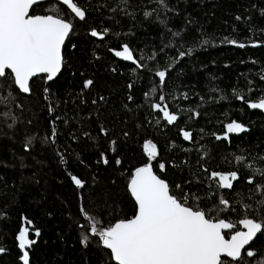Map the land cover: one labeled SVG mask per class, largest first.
<instances>
[{
  "label": "trees",
  "instance_id": "obj_1",
  "mask_svg": "<svg viewBox=\"0 0 264 264\" xmlns=\"http://www.w3.org/2000/svg\"><path fill=\"white\" fill-rule=\"evenodd\" d=\"M74 2L86 10L84 20L55 0L31 11L59 8L73 23L58 77L49 83L44 75L35 77L30 94L10 80L0 82L10 86L0 88L6 97L0 98V247L5 249L0 264H23L18 234L24 225L36 241L27 249L30 264H115L98 237L83 243L87 228L79 225L90 222L80 209L102 221L100 226L135 214L128 182L137 167L149 162L143 150L147 140L159 151L151 161L154 171L180 184L189 203L198 198L201 207H210L223 195L236 209L222 213L223 218L238 222L245 214H264V208L257 213L264 191H256L264 179L255 174L254 183H247L253 169H264V112L249 107L264 96V0H165L167 7L158 0ZM93 29L108 34L93 37ZM225 38L248 46L239 48ZM254 42L259 46L252 47ZM124 44L143 67L111 53ZM181 51L186 53L182 58ZM164 69L168 75L161 87L155 72ZM86 80L93 81L87 88ZM164 102L180 115L177 123L169 125L154 112L152 105ZM232 121L248 130L232 135L230 142L217 140L215 135ZM181 129L191 131L193 140H184ZM234 156L247 160L238 164ZM158 162L165 163L166 171L159 170ZM205 168L209 173L238 171L241 179L232 190L216 189ZM70 174L84 187L78 188ZM243 203L253 205L252 210L245 213ZM251 247L258 256L264 254V234Z\"/></svg>",
  "mask_w": 264,
  "mask_h": 264
},
{
  "label": "snow or ice",
  "instance_id": "obj_2",
  "mask_svg": "<svg viewBox=\"0 0 264 264\" xmlns=\"http://www.w3.org/2000/svg\"><path fill=\"white\" fill-rule=\"evenodd\" d=\"M40 2L41 0H0V82L10 80L11 85L25 94L31 93L30 82L34 77L43 74L45 82H49L61 72L65 64V42L74 27L70 19L59 14V8H50L45 14H30V10ZM158 2L167 7L165 0ZM62 3L75 17L80 20L86 18L87 12L78 6V2L62 0ZM145 15L150 16L151 12H145ZM236 19L240 20L241 17L238 16ZM90 34L103 39L108 34V30L100 32L93 29ZM174 35L179 36L180 33ZM225 41L239 48L248 46L235 39L225 38ZM251 46L258 47L259 43L254 42ZM188 51L190 53L191 49ZM114 54L125 61L133 62L137 67H143L127 44L122 46V50H115ZM185 54L181 51L178 55L182 58ZM150 58L155 59V53ZM155 75L159 78L162 87L168 69L157 70ZM261 79H264V75ZM92 83V80H86L85 87L91 86ZM2 87L10 86L0 83V88ZM131 87L132 85L129 84V88ZM151 91L155 93L157 89L153 88ZM44 92L47 94L49 89L45 88ZM234 94L238 99H245L242 94ZM0 98L6 97L0 93ZM183 98H188L186 93L183 94ZM129 99L132 97L130 96ZM159 100L164 101L165 97L160 95ZM152 107L161 112L163 119L170 125L180 118L178 114L168 109L167 104L162 106L161 103H155ZM249 107L264 110V96L256 102L249 103ZM49 111L51 113L53 109L50 107ZM187 111L193 112L192 109ZM193 114L199 116V112ZM245 131L247 129L243 124L232 121L227 123L224 134L216 135L215 138L230 142V134ZM181 134L184 140H193L191 131L181 129ZM55 137L56 129L53 127L51 133L53 142ZM112 143L114 144L115 141ZM143 150L149 162L137 167L128 182V190L136 205L135 214L131 218L118 219L106 226H100L102 221H97L81 207V213L90 222L89 225H79L81 228H87V234L83 238L85 245L89 236L98 237L102 247L110 250V258L115 264H264V254L258 256V251L251 247L258 234H264V214L256 217L245 214L238 222L223 218L222 213L230 209L236 211L223 195H220L218 202L210 207H201L198 198L193 203H189L190 197L180 184L172 185L154 171L151 161L159 156L157 145L152 140H147ZM234 159L240 164L244 163L247 157L234 156ZM103 163H108L106 156L103 158ZM116 163L120 164V160L117 159ZM158 167L161 172L166 171L165 163L158 162ZM247 167L252 168V165L248 164ZM204 172L208 173V179L214 182L216 189L220 190H232L234 182L241 179L238 171L209 173L205 168ZM253 173L247 179L248 184L254 183L255 174L264 179V169L255 168ZM70 178L78 188L84 187V182L77 176L70 174ZM174 189L179 191V195ZM256 191H264V184L257 185ZM242 207L247 213L252 210L253 205L243 203ZM262 208H264V199L257 201L258 214ZM26 223L30 225L32 222L26 221ZM225 230H228V238ZM34 231L39 237V230ZM29 232L30 229L24 227L18 234L19 248L22 250L20 258L23 264H29V251L26 249L36 242L29 239ZM4 252L5 249L0 247V254Z\"/></svg>",
  "mask_w": 264,
  "mask_h": 264
},
{
  "label": "water",
  "instance_id": "obj_3",
  "mask_svg": "<svg viewBox=\"0 0 264 264\" xmlns=\"http://www.w3.org/2000/svg\"><path fill=\"white\" fill-rule=\"evenodd\" d=\"M45 1H48V0H41L40 3L45 2ZM55 1H58V2L62 3V0H55ZM38 4H39V3H38ZM62 4H63V3H62ZM34 7H35V6H34ZM34 7H33V8H34ZM31 11H32V10H30V14H31ZM66 42H67V40H66ZM66 42H65V44H66ZM130 49H131V48H130ZM117 50H122V48L117 49ZM114 51H115V50H111V53L115 56ZM133 53H134V52H133ZM134 56H135V54H134ZM115 57H116L119 61H122V62H125V63H129V64H134V63L131 62V61H125V60H123V59L120 58V57H117V56H115ZM60 73H61V72H60ZM60 73H59V74H60ZM59 74H58V75H59ZM41 75H43V74H41ZM57 77H58V76H57ZM57 77H56V78H57ZM34 78H35V77H34ZM34 78H33V79H34ZM56 78H55V79H56ZM49 82H51V81H49ZM49 82H48V83H49ZM30 83H31V82H30ZM255 102H256V101H255ZM154 104H155V103H154ZM164 104H167V103L164 102V103H162L161 105L163 106ZM167 105H168V104H167ZM168 109L171 111L169 105H168ZM250 109H252V108L250 107ZM153 110H154V109H153ZM252 110H258V111H262V112H264V110H260V109H252ZM154 112H159V111L154 110ZM159 113H161V112H159ZM173 113H175V112H173ZM176 114H178V113H176ZM161 115H162V118H163V114H162V113H161ZM178 115H179V114H178ZM179 117H180V115H179ZM179 119H180V118H179ZM236 122H238V121H236ZM176 123H177V122H176ZM239 123H241V122H239ZM174 124H175V123H174ZM241 124H242V123H241ZM169 125H170V124H169ZM171 125H172V124H171ZM243 125H244V124H243ZM244 126H245V125H244ZM245 128L247 129L246 126H245ZM247 130H248V129H247ZM245 132H246V131H245ZM245 132L239 133V134H237V135H242V134L245 133ZM233 134H235V133H233ZM215 136H216V135H215ZM24 227H26V225H24L23 228H24ZM23 228H22V229H23ZM225 231H226V230H225ZM226 238H227V237H226ZM29 239H30V237H29ZM26 250H27V249H26ZM3 254H4V253L0 254V258L2 257ZM30 261H31V257H30V254H29V264H30Z\"/></svg>",
  "mask_w": 264,
  "mask_h": 264
},
{
  "label": "flooded vegetation",
  "instance_id": "obj_4",
  "mask_svg": "<svg viewBox=\"0 0 264 264\" xmlns=\"http://www.w3.org/2000/svg\"><path fill=\"white\" fill-rule=\"evenodd\" d=\"M224 133H221V134H219V135H223ZM232 135H237V134H230V138H231V136ZM225 141H227V142H229V140H225ZM231 141V140H230Z\"/></svg>",
  "mask_w": 264,
  "mask_h": 264
}]
</instances>
